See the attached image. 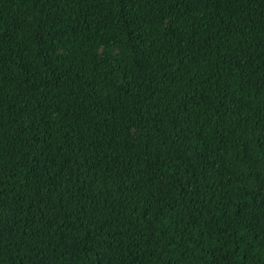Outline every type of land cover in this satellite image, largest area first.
<instances>
[{"label":"trees","instance_id":"1","mask_svg":"<svg viewBox=\"0 0 264 264\" xmlns=\"http://www.w3.org/2000/svg\"><path fill=\"white\" fill-rule=\"evenodd\" d=\"M0 264H264V0H0Z\"/></svg>","mask_w":264,"mask_h":264}]
</instances>
